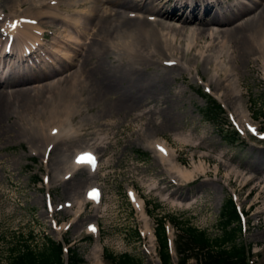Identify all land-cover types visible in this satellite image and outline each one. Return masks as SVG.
<instances>
[{
	"label": "rangeland",
	"instance_id": "374dc122",
	"mask_svg": "<svg viewBox=\"0 0 264 264\" xmlns=\"http://www.w3.org/2000/svg\"><path fill=\"white\" fill-rule=\"evenodd\" d=\"M1 5L11 13L16 2L0 0L3 11ZM23 9L20 13H25ZM246 15H239L230 24ZM42 22L47 32L42 43L51 54V43L63 41L65 31L54 32L58 22ZM63 28L68 29L65 25ZM66 47L71 51V46ZM68 54L64 62L70 64L73 50ZM78 56L61 73L58 66L51 68L56 72L46 83L73 71ZM224 60L216 63L227 69L233 67ZM156 67L151 69L152 76L165 73L163 66ZM217 74V65L203 67L198 59L188 71L172 72L175 80L163 95L170 99L163 97L128 115L111 114L106 102L75 98L68 107L72 116H62L58 125V121L47 124V133L35 134L34 141L39 143L30 142L19 128L21 122L16 121L18 134L8 132L0 140V264H7L12 249L24 239L29 241V235L33 237L29 245L36 251L48 238L55 242L67 239L86 264H111L106 253L127 254L141 264H159L157 251L151 247L156 241L145 233L154 227L152 216L144 215L147 209L154 220L165 215L175 217L216 239L221 236L220 209L229 195L246 213L245 231L237 242L251 248L255 264H264V57L253 53L246 69L231 73L234 97L226 98L229 90L218 88ZM206 92L223 106L244 142L225 143L220 133L222 121L217 129L202 118L200 110L206 106L202 94ZM49 129L62 134L53 148ZM152 138L173 150L172 163L178 170L192 173L188 180H179L174 172L176 182L166 188L162 175L165 169L140 146ZM75 147L92 150L98 163L91 173L89 168H82L66 180L65 164ZM252 177L256 179L248 182ZM89 186L100 189L98 202L85 200ZM127 190H134L149 204L142 214L129 202ZM186 201L187 206L180 205ZM65 203L71 204L65 207ZM170 222L174 225H168V237L174 240L180 231L175 221ZM89 224L96 232L86 230ZM134 230L140 231L141 238L133 236ZM87 236L92 237L91 243L85 240Z\"/></svg>",
	"mask_w": 264,
	"mask_h": 264
},
{
	"label": "bare ground",
	"instance_id": "6f19581e",
	"mask_svg": "<svg viewBox=\"0 0 264 264\" xmlns=\"http://www.w3.org/2000/svg\"><path fill=\"white\" fill-rule=\"evenodd\" d=\"M46 1L11 0L16 2L11 13L1 5L6 15L4 20L0 16V37L5 35L6 38L0 39L3 43L0 49V140L8 132L17 133L16 121H20L22 134L30 142L39 143L34 141L35 134L47 133L44 129L47 124L62 116H72L68 107L78 97L106 102L109 112L116 116L128 115L142 105L163 98L169 84L175 80L172 72L188 71L198 59L202 60L203 67L217 65L218 88L229 90L226 98L234 97L231 73L246 69L253 53L264 57V0L246 3L241 0ZM158 2L164 5L157 6ZM23 7L25 13H20ZM14 12L18 14H12ZM245 13L249 15L230 24ZM44 20L58 22L53 30L55 33L65 31L64 40L53 42L56 45L52 47V55L42 53L43 57L39 58L40 48L46 49L37 35L44 34ZM64 25L68 29H64ZM66 44L71 46V51L65 48ZM72 50L70 64L79 55L75 69L46 83L56 70H43L49 68L44 58L59 65L61 73L70 64L60 60V65L56 59L69 55ZM220 59L227 60L233 67L227 69L217 64ZM169 65L172 67L168 68ZM156 66H163L165 73L152 76L151 69ZM45 91L50 95L46 96ZM37 124H41L39 128ZM60 137L59 132L52 136L54 142ZM140 146L151 152L165 169L162 175L167 189L176 182L174 172L179 180L191 177V172L178 170L172 163L173 150L163 142L152 138ZM82 150L75 147V153L65 164L68 169L65 176L72 173L74 167H84L78 163ZM134 203L136 208H141V201L135 199ZM188 204L186 201L180 205ZM88 229L93 231L94 227Z\"/></svg>",
	"mask_w": 264,
	"mask_h": 264
},
{
	"label": "trees",
	"instance_id": "16d2710c",
	"mask_svg": "<svg viewBox=\"0 0 264 264\" xmlns=\"http://www.w3.org/2000/svg\"><path fill=\"white\" fill-rule=\"evenodd\" d=\"M264 106V101H263ZM202 118L219 128L221 122V136L225 143L233 145L238 140V135L230 127L223 109L212 99L206 98V106L200 110ZM227 129H224V128ZM230 130V131H229ZM145 158V157H142ZM166 218V216H164ZM175 220L174 218H170ZM180 231L175 250L178 255V264H187L189 258H194L196 264H249V251L237 240L241 237L239 216L233 201L228 198L220 209L219 226L221 236L210 239L205 231L185 223L177 221ZM133 236L138 238L134 230ZM156 236L159 246L161 264H172L169 256L167 239L163 228V219L158 221ZM20 242L18 247L12 249L11 257L7 264H63L61 245L46 239L42 248L36 251L29 245L33 237ZM106 258L112 264H141L134 257L123 254L115 256L106 253ZM82 259L75 251L69 253V264H79Z\"/></svg>",
	"mask_w": 264,
	"mask_h": 264
},
{
	"label": "snow or ice",
	"instance_id": "6c2138e0",
	"mask_svg": "<svg viewBox=\"0 0 264 264\" xmlns=\"http://www.w3.org/2000/svg\"><path fill=\"white\" fill-rule=\"evenodd\" d=\"M13 27H15V25H13ZM161 151H163V150L161 149ZM92 161H93V158L90 155H85V156H82V157H80L78 159V163H80V162H89V163H91ZM90 198L94 199L95 198V193L90 194Z\"/></svg>",
	"mask_w": 264,
	"mask_h": 264
}]
</instances>
